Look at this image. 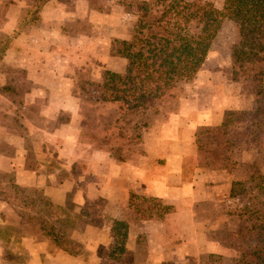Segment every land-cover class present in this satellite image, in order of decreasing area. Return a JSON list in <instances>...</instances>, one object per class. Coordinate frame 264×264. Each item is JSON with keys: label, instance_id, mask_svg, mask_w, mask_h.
I'll list each match as a JSON object with an SVG mask.
<instances>
[{"label": "rangeland", "instance_id": "rangeland-1", "mask_svg": "<svg viewBox=\"0 0 264 264\" xmlns=\"http://www.w3.org/2000/svg\"><path fill=\"white\" fill-rule=\"evenodd\" d=\"M141 1L51 0L43 6L38 22L23 30V21L39 0H0V124L15 136H22L28 147V161L38 169L41 181L37 186L5 187L8 203L23 215L24 222L33 224L28 227L37 225L43 235L41 243L25 250L18 233L10 235L9 250L3 251L0 243V253L6 255L8 251L16 264L152 261L148 259L151 251L147 247L153 243L146 241L144 235L157 230L142 226L139 242L134 235L138 231L136 223L160 220L174 208L158 199L132 193L124 207L105 201L106 197H114L115 188L107 177L102 191L105 197L99 194V182H104L98 167L101 154L110 155L112 163L117 161L113 167L117 172L118 162H138L143 132L149 126L165 122L182 110L198 109L202 120H206L216 119L224 111L253 106V84L234 64L240 37L230 20L224 21L196 76L153 86L131 80L134 88L156 99V114L153 110L147 115L122 116L116 105L103 102L102 86L108 73L134 75L122 51L134 37ZM210 1L217 8L223 7L224 0ZM14 32L20 35L13 40L7 59L2 60L1 45L12 40ZM30 96L42 100L39 108L26 103ZM44 99L45 104L46 99L60 102L45 105ZM201 129L202 143L214 148L217 128ZM234 161L231 171L222 170L228 173L227 186L234 181L232 195L212 191L210 201L201 202L197 208L213 213L216 209L209 202L226 203V211L238 218L236 243L250 248L264 244V229L255 228L254 222L255 213L264 206V148L244 149L234 155ZM186 163L192 171L189 173H194V161L188 159ZM15 164L18 166V162ZM0 173L1 184L16 182V172H8L9 176ZM164 207L171 210L165 211ZM29 234L35 236V230L30 228ZM216 237L227 240L229 231L223 230ZM58 243L75 255L56 249ZM186 250L158 248L152 251V258L162 261L167 255L163 264H254L244 260L239 251L236 260L231 261L225 256L222 259ZM59 251L68 256H54Z\"/></svg>", "mask_w": 264, "mask_h": 264}, {"label": "trees", "instance_id": "trees-1", "mask_svg": "<svg viewBox=\"0 0 264 264\" xmlns=\"http://www.w3.org/2000/svg\"><path fill=\"white\" fill-rule=\"evenodd\" d=\"M50 1L39 0L23 21V30L38 22L43 6ZM137 10L134 37L124 44L122 51L134 75L108 73L101 100L116 105L122 116L147 115L153 110L156 114V99L134 88L131 80L140 81L142 86H153L196 76L224 21L230 20L235 23L240 37L234 64L253 84V106L225 112L214 134V148L203 144V130L198 132V154L192 160L197 168L231 171L236 164V153L264 148V0H224L222 8H217L210 0H143ZM13 35L12 40L1 45L2 60L20 32ZM262 208L255 213V228L264 229V206ZM60 209L57 207L58 211ZM164 209L171 210L170 207ZM236 237L229 235V246L239 251L244 260L264 264V244L245 248L236 243ZM56 249L75 255L59 243Z\"/></svg>", "mask_w": 264, "mask_h": 264}, {"label": "crops", "instance_id": "crops-1", "mask_svg": "<svg viewBox=\"0 0 264 264\" xmlns=\"http://www.w3.org/2000/svg\"><path fill=\"white\" fill-rule=\"evenodd\" d=\"M10 50L7 52L5 60ZM30 97L26 103L39 108L42 100L35 96ZM58 102H60L59 99H46L45 104L44 99L45 105H57ZM225 112H222V115L216 119L202 120L200 110H182L181 113H177V116L165 122L149 126L143 132L140 144L142 155L138 156V162L137 160L136 163L131 164L118 162V166L115 167L117 172L113 169L117 161L112 163L110 155L101 154L98 167L102 171L100 180H104V182H99V194L105 197L102 191L104 183H107V177L112 179V182L109 180V184H113L115 188L114 197H106L105 201L119 203L120 207H124L132 193L136 196L158 199L164 205L174 208V212L165 215L160 220H139L136 223L138 231L134 235L139 242L142 226L157 230V233L153 231V234L147 232L149 235H144L146 241L150 240L153 243L147 247L151 251L148 259L152 261H145V264H163L167 255L162 261H153L154 258H152V251L158 248L166 251L187 249L186 251H195L198 255H217L222 259L225 256L231 261L236 260V250L228 245V240L219 239L216 234H221L223 230H228L229 235L234 234L237 231L235 221L238 218L226 211V203H221L222 201H218L220 202L218 205L216 202H209L216 209L213 213L197 208L201 202L210 201L212 191L222 192L223 195L229 192V195H232L234 181L228 183L227 186L228 173L222 170L205 171V169L194 166V173L190 174L189 172L192 171L186 163V160L192 159L198 154L197 134L202 130L201 128H218L223 122ZM1 126L4 125L0 124V171L5 172L2 173V176H9L8 172H16L17 178L16 182L7 185L1 184L2 181H0V243L3 251L4 249L9 250L10 235L18 233L25 250L27 246L36 247L38 243H41L43 235L37 225L28 227L33 224L24 222L23 215L8 203L6 186H37L41 181L38 179V169L34 167V164L31 165V161H28V147L22 136H15L10 129H3ZM34 147L37 150L35 143ZM16 162H18V166L15 164ZM189 174L191 178H189ZM214 178L218 179L214 180ZM2 186L5 190L2 189ZM3 192H5V199L2 197ZM78 198H80L79 195ZM81 200L79 201L81 202ZM115 216H118L117 212ZM30 228L35 230L36 235L33 237H30ZM39 251L43 252L42 249ZM45 251L47 253V247ZM59 255L67 254L63 251L54 254V256ZM11 260L8 251L6 255L4 252L0 253V264H16ZM47 263L48 261H29V264ZM211 264H216V262Z\"/></svg>", "mask_w": 264, "mask_h": 264}]
</instances>
